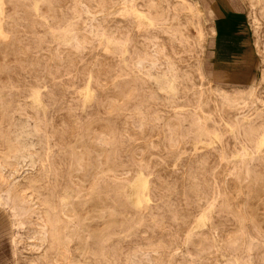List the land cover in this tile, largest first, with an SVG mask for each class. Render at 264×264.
Returning <instances> with one entry per match:
<instances>
[{
    "label": "rangeland",
    "instance_id": "1",
    "mask_svg": "<svg viewBox=\"0 0 264 264\" xmlns=\"http://www.w3.org/2000/svg\"><path fill=\"white\" fill-rule=\"evenodd\" d=\"M263 132L264 0H0V264H264Z\"/></svg>",
    "mask_w": 264,
    "mask_h": 264
},
{
    "label": "crops",
    "instance_id": "2",
    "mask_svg": "<svg viewBox=\"0 0 264 264\" xmlns=\"http://www.w3.org/2000/svg\"><path fill=\"white\" fill-rule=\"evenodd\" d=\"M224 34L223 32H221ZM232 34V33H229ZM235 35V34H232ZM236 35H240L239 33ZM217 46H214L213 49V57L216 59L217 56L220 55V59L217 61V65L228 69V71H236L244 75V71L242 67H247V61L245 57L247 56L246 53V46H243L242 43H239L238 39L235 40H220L217 44ZM242 69V70H241Z\"/></svg>",
    "mask_w": 264,
    "mask_h": 264
},
{
    "label": "bare ground",
    "instance_id": "3",
    "mask_svg": "<svg viewBox=\"0 0 264 264\" xmlns=\"http://www.w3.org/2000/svg\"><path fill=\"white\" fill-rule=\"evenodd\" d=\"M142 15V14H141ZM249 90H250V92H249V95L250 96H252V95H254V93H255V84H252V85H250L249 87ZM234 96V95H233ZM247 97V96H246ZM245 97V98H246ZM37 100H38V98H37ZM245 100V99H244ZM227 101H228V104L230 105V106H233V104L234 103H236L237 101H233V100H231L230 98H227ZM233 101V102H232ZM242 103V102H241ZM240 103V104H241ZM239 104V105H240ZM246 119V118H245ZM264 146V132L258 137V139H257V147L258 148H262ZM138 185L139 186H143L144 185V182H143V179H138ZM55 240H59V239H57V238H55ZM71 240V237H69L68 235L67 236H65L64 238H62V239H60V241H62V242H64V241H70ZM72 243V242H71ZM69 250V249H68ZM82 251V250H81Z\"/></svg>",
    "mask_w": 264,
    "mask_h": 264
}]
</instances>
